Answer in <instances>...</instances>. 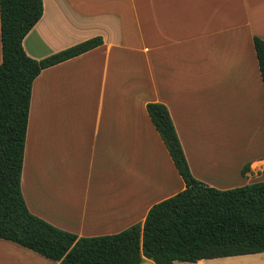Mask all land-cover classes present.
Here are the masks:
<instances>
[{
    "label": "crops",
    "instance_id": "0c3cea01",
    "mask_svg": "<svg viewBox=\"0 0 264 264\" xmlns=\"http://www.w3.org/2000/svg\"><path fill=\"white\" fill-rule=\"evenodd\" d=\"M43 4L23 40L29 56L96 36L103 44L33 82L21 179L31 212L80 237L113 234L183 190L149 102L167 105L195 178L219 189L264 180V85L254 46L255 36L264 40V0ZM0 264L60 263L0 238Z\"/></svg>",
    "mask_w": 264,
    "mask_h": 264
},
{
    "label": "trees",
    "instance_id": "16d2710c",
    "mask_svg": "<svg viewBox=\"0 0 264 264\" xmlns=\"http://www.w3.org/2000/svg\"><path fill=\"white\" fill-rule=\"evenodd\" d=\"M43 10V0H0V238L60 264H141L144 257L197 263L264 252V180L219 189L195 178L162 102H149L147 111L183 190L155 203L144 222L113 234L80 237L31 212L21 179L33 82L42 70L103 44L96 36L42 59L29 56L23 40ZM254 46L264 85V40L255 36Z\"/></svg>",
    "mask_w": 264,
    "mask_h": 264
},
{
    "label": "rangeland",
    "instance_id": "374dc122",
    "mask_svg": "<svg viewBox=\"0 0 264 264\" xmlns=\"http://www.w3.org/2000/svg\"><path fill=\"white\" fill-rule=\"evenodd\" d=\"M254 254V253H253ZM256 255H237L215 258L208 261V264H264V253ZM176 264H191L178 261Z\"/></svg>",
    "mask_w": 264,
    "mask_h": 264
}]
</instances>
